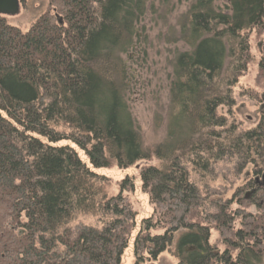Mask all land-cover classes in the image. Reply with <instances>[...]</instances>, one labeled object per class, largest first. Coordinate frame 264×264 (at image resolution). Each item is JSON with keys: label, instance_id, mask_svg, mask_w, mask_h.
I'll list each match as a JSON object with an SVG mask.
<instances>
[{"label": "trees", "instance_id": "trees-1", "mask_svg": "<svg viewBox=\"0 0 264 264\" xmlns=\"http://www.w3.org/2000/svg\"><path fill=\"white\" fill-rule=\"evenodd\" d=\"M38 1L44 11L27 30L0 16V264H121L133 232L135 264L165 251L175 264H264V113L245 129L233 112L253 36L263 42L255 86L264 82V0H189L176 27L156 36L185 50L168 60L165 136L150 146L124 57L155 0ZM151 159L139 172L151 213L137 223L133 178L110 194L94 169ZM223 162L245 181L208 201ZM78 215L98 226L71 227Z\"/></svg>", "mask_w": 264, "mask_h": 264}, {"label": "rangeland", "instance_id": "rangeland-1", "mask_svg": "<svg viewBox=\"0 0 264 264\" xmlns=\"http://www.w3.org/2000/svg\"><path fill=\"white\" fill-rule=\"evenodd\" d=\"M215 5L223 8L226 0H214ZM189 0H155L150 5L154 14L148 11L146 20L137 29L139 38L136 39L132 52L124 57L126 64L135 86L130 95V107L133 118L139 128L142 140L145 145L150 146L159 143L165 134V111H166V85L170 73L168 60L174 51H184L185 47L181 43L169 44L165 40H156L157 35L164 36L168 33L169 27H176V17L185 12ZM44 11L38 0L29 3L28 8L20 7L18 15L7 17L6 21L12 26H17L21 30H27L33 20ZM167 16H165V14ZM154 17V18H153ZM162 17V20H161ZM155 20V21H154ZM251 52L254 56L251 72L241 77L237 88L234 90L235 107L233 112L245 129L251 128L256 124L260 113H264V82L262 88L255 86L254 65L263 52V42L261 38L253 36L250 40ZM254 67V68H253ZM258 91L259 101L250 98L245 92L249 90ZM156 116H160L159 126L155 125ZM69 144L60 142L59 144ZM73 146V145H71ZM75 148V147H74ZM79 158L88 165V159L82 151L75 148ZM156 164L155 159L141 161L126 168L118 169L113 166L108 169H94V172L103 175L109 181L108 191L110 194L117 192L118 183L125 177L134 180L135 189L126 194L133 209L136 211L137 223L141 218L147 217L151 213V207L147 196L140 190L139 172L144 166ZM245 175L235 176L233 168L227 162L216 165L212 170L209 182V199L213 201L218 198L226 199L231 196L235 188L245 181ZM207 200V199H206ZM252 210V209H251ZM209 211H215L210 207ZM77 224L98 226L96 218L78 215L70 224L71 227ZM135 232L132 233L128 246L121 256V264H135L133 257V239ZM216 233L212 232V241ZM175 242V241H174ZM174 243L171 246V250ZM177 261L171 253L165 251L154 262L147 264H175Z\"/></svg>", "mask_w": 264, "mask_h": 264}, {"label": "water", "instance_id": "water-1", "mask_svg": "<svg viewBox=\"0 0 264 264\" xmlns=\"http://www.w3.org/2000/svg\"><path fill=\"white\" fill-rule=\"evenodd\" d=\"M20 11L18 0H0V16L14 17Z\"/></svg>", "mask_w": 264, "mask_h": 264}, {"label": "bare ground", "instance_id": "bare-ground-1", "mask_svg": "<svg viewBox=\"0 0 264 264\" xmlns=\"http://www.w3.org/2000/svg\"><path fill=\"white\" fill-rule=\"evenodd\" d=\"M19 1V0H18ZM19 6H20V3H19ZM21 7V6H20Z\"/></svg>", "mask_w": 264, "mask_h": 264}]
</instances>
